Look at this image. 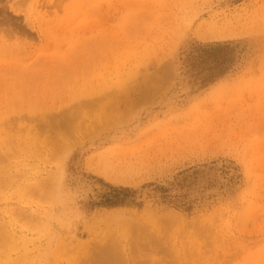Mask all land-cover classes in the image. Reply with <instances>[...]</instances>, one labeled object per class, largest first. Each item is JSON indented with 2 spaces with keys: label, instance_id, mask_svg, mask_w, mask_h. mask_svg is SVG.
Returning a JSON list of instances; mask_svg holds the SVG:
<instances>
[{
  "label": "rangeland",
  "instance_id": "rangeland-1",
  "mask_svg": "<svg viewBox=\"0 0 264 264\" xmlns=\"http://www.w3.org/2000/svg\"><path fill=\"white\" fill-rule=\"evenodd\" d=\"M0 264H264V0H0Z\"/></svg>",
  "mask_w": 264,
  "mask_h": 264
}]
</instances>
